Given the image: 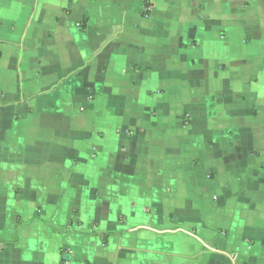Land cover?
<instances>
[{
	"label": "crops",
	"instance_id": "obj_1",
	"mask_svg": "<svg viewBox=\"0 0 264 264\" xmlns=\"http://www.w3.org/2000/svg\"><path fill=\"white\" fill-rule=\"evenodd\" d=\"M115 6L0 0V264H264V0ZM168 24L185 104L113 70Z\"/></svg>",
	"mask_w": 264,
	"mask_h": 264
},
{
	"label": "rangeland",
	"instance_id": "obj_2",
	"mask_svg": "<svg viewBox=\"0 0 264 264\" xmlns=\"http://www.w3.org/2000/svg\"><path fill=\"white\" fill-rule=\"evenodd\" d=\"M111 2L115 3L116 6L112 7L111 11L109 13L112 12L113 14H116V13H114V9L116 7L117 8L121 7V6H118L120 4L121 0H111ZM126 3H125V1L123 2L124 5H126ZM95 9L96 8L94 7L93 10H95ZM162 12H163V10H162ZM174 13H175V11H174ZM174 13L172 12V8L169 7L168 9H166L164 14H165L166 18L172 14H173L172 15L173 17L178 18L177 15H179L181 12L176 13V15H174ZM166 18H164L163 20H165ZM134 19L138 20L137 16L132 15V21ZM140 23H141V25L143 24L141 21H140ZM146 26L141 27L140 32L138 33L140 36V37H138L139 42H140L139 44L136 43V44H134L135 46L132 45L130 47H125V48H123L124 50H121V51L116 50L115 56H114L116 63L113 66V70L115 68H123L124 69V65H128L131 61L132 62H134V61L149 62L153 65V68H154L153 76L152 77L149 76V77L142 79V83H141L142 87H144L146 85H148V86L154 85V84L158 85V84L164 82L168 88L179 89L180 92L176 91V95L182 97V100L180 99V102L182 101L185 104L187 101V98L189 101H192V99L194 98V95L188 94V92L190 91L192 93L193 90L198 92L199 90H201V86H196L193 89V86H192V88L186 87L184 85L185 82H181L180 87H176L177 86L176 83L172 86V84H170V77L171 76L169 75V70H164V67L169 65L168 62H170L171 59L175 61L176 65H178V66L181 65V63H182L181 60H182V55L184 54V50H183L182 45L177 46V43H178L177 37L181 36L177 32L180 30L186 31V30H188L189 26H187L186 24H179L176 22V24L174 26L176 28L173 30V26L169 27V24H168V25H166V30L164 28V29H162V30H165L164 32L157 31L158 33L156 36H154L155 31L153 30V28L150 27V25L148 27H146ZM171 29L173 31H177V32L170 34L168 30H171ZM166 31L168 33H166ZM165 33H166V35H165ZM192 33H193V31H192ZM182 37H185V35H183ZM163 44H164V46L166 45L165 47L168 49L171 48V46H173L171 48V50L173 49L174 51L172 52V54L170 56L163 53L161 51L162 49L159 50V48H157L159 46H162ZM165 51H166V49H165ZM170 69H174V71H175L176 68L173 67ZM124 77H126V76H124ZM123 84L124 83L121 81V84H119V85L122 86ZM126 85L128 88L130 87V85H128L127 83H126ZM131 89H132V87H131ZM128 96H129V94H127L125 98H127ZM116 97H118V96H116ZM245 227H246V225H245ZM239 236H240V234L238 233L237 239ZM232 239L234 242H236L235 234L233 235ZM239 244H240V242H236V245L239 246Z\"/></svg>",
	"mask_w": 264,
	"mask_h": 264
}]
</instances>
